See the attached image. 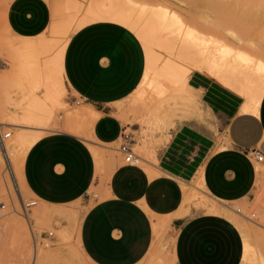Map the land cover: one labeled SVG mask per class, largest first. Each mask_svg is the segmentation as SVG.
Wrapping results in <instances>:
<instances>
[{"label":"crops","instance_id":"crops-1","mask_svg":"<svg viewBox=\"0 0 264 264\" xmlns=\"http://www.w3.org/2000/svg\"><path fill=\"white\" fill-rule=\"evenodd\" d=\"M6 20L20 35H37L52 20L51 3L10 0ZM133 32L120 22L98 19L71 35L64 56L65 78L98 113L94 138L55 130L38 139L23 162L25 186L45 207L40 210L52 214L58 212L46 207L82 200L92 187L103 192L79 227L89 264H139L154 246V222L161 219H170L169 225L179 222L176 264H240L243 235L233 221L209 212L172 216L181 209L188 184L201 182L207 194L222 203L243 200L255 190L257 161L248 150L257 147L264 152V94L250 109L242 94L193 70L187 84L204 118H190L173 128L157 149L155 162L146 168L108 154L112 159L105 178L98 172L91 146L113 151L112 143L125 137L126 124L115 115V104L137 90L146 68L144 46Z\"/></svg>","mask_w":264,"mask_h":264},{"label":"bare ground","instance_id":"bare-ground-1","mask_svg":"<svg viewBox=\"0 0 264 264\" xmlns=\"http://www.w3.org/2000/svg\"><path fill=\"white\" fill-rule=\"evenodd\" d=\"M49 1L52 20L43 32L23 36L11 28L8 35L15 40L12 55L15 69L11 77L0 81V123L18 130L12 139L9 138L7 147L9 154L16 149L24 151V155L19 156L23 159L18 161V176L22 179L23 187L22 167L25 156L30 147L50 129L56 112L64 106L63 99L70 88L64 72L68 41L76 30L91 21L110 19L120 22L140 38L146 53V68L143 80L135 92L140 100L150 96L148 94L156 98L155 106L149 109L150 116L155 117L154 123L181 112L186 113L195 107L196 98L187 84L193 70L204 71L242 94L250 102V109L256 108L264 94L263 59L249 53L244 49L246 47H239L235 41L223 42L192 28L180 14L165 4L150 0ZM22 10L27 12L26 8ZM97 116L98 113L90 107L69 111L63 128L80 135L84 125H93ZM33 127L38 130H25ZM147 147L143 144L140 148L146 150ZM92 150L98 161L100 150L97 147ZM5 160L0 153V163ZM197 183L202 185L201 182ZM24 188L27 189L26 186ZM193 197L197 198L196 195ZM205 209L213 214L224 213L235 225L241 227L242 230L240 227L238 229L243 235V259L253 263L251 246L244 235V225L232 214L236 213L235 209L230 207L228 210L215 204L205 206Z\"/></svg>","mask_w":264,"mask_h":264},{"label":"rangeland","instance_id":"rangeland-1","mask_svg":"<svg viewBox=\"0 0 264 264\" xmlns=\"http://www.w3.org/2000/svg\"><path fill=\"white\" fill-rule=\"evenodd\" d=\"M9 1L0 0L1 82L5 78L11 77L15 69L14 56H12L14 55L15 40L8 35L10 34L11 27L6 20V6ZM150 1L165 4L171 8L170 10L180 14L192 28L211 35L223 42L228 40L235 41L239 47H246L244 49L249 53L264 60V0ZM148 95L150 96L146 99L140 100L137 98L138 95L136 92H134L126 99L115 104V115L126 124L125 134L129 135L133 149L139 158L137 162L145 168L148 166V163L155 162L157 149L167 140L173 128L184 120L194 117L203 119L205 115L197 100L195 107L188 110V112H181L177 116L172 115L173 117H168L154 123L156 122L155 117L150 116L149 109H153L155 106L156 98L151 96V94ZM63 100L64 106L56 112L55 120L51 123L50 129L46 130L45 135L51 131L65 130L63 125L66 121L67 112L88 108L85 105V99L73 91L72 88L67 89ZM5 128L12 131L10 139L18 131L11 125H6ZM93 128L94 125L91 123L85 124L84 131L80 136L93 139ZM25 130L34 132L38 129L33 127L25 128ZM218 140L221 142V137H218ZM123 141L124 138H121L118 142L112 143L113 151L105 152L97 147V150H100L101 157L104 156L102 160H100L101 157H99L98 161L96 159L98 172L103 177L106 178L108 176L109 162L112 159L108 154L117 156L121 160L123 159V155L118 149ZM136 143H140L141 145L146 144L148 147L146 150H143ZM93 147L96 149V146ZM93 147L91 146V148ZM21 150L16 149L13 153L9 154L15 173L14 175L8 170L6 160L0 163V264H89L88 257L81 247L79 227L86 210L95 200L104 196L103 192L96 187H92L82 200L64 205V207L60 208H50L52 206L46 207L53 209V212L56 210L58 213L52 214L46 209L40 210L44 206L40 204V201L34 194L27 191L24 188L25 186L23 187L22 179L19 177L20 165L18 161L20 159L19 162H21L23 159L19 158V156L24 155V151L22 150L21 152ZM256 167L258 170V178L256 180V188L252 190L256 194L253 205L261 211L263 225L255 224L247 218H243L237 212L232 213L244 225V235L247 237L251 246V256L254 261L253 263H249L243 259L240 264L264 263V212H262V202L264 199V163L256 162ZM194 179L189 181L191 182ZM196 183L184 186L187 197H185L181 209L172 218L185 214L191 215L195 212H207L205 206L214 204L221 208H227L228 210H230V207L235 208L237 206L245 208L248 204V197L230 203L225 201L228 204L219 202L211 198L201 184ZM198 184L199 186H197ZM194 195L199 200L196 197L194 198ZM35 199L38 202L34 205L27 206L25 209L24 203ZM3 204H5L4 207ZM65 209L68 211L62 212ZM217 214L230 220L224 213ZM169 220L161 219L154 222L156 233L154 246L146 258L139 264H176L174 242L179 222L169 225L171 222ZM156 223L160 225L157 229L155 228ZM49 231H53V235H49Z\"/></svg>","mask_w":264,"mask_h":264},{"label":"built area","instance_id":"built-area-1","mask_svg":"<svg viewBox=\"0 0 264 264\" xmlns=\"http://www.w3.org/2000/svg\"><path fill=\"white\" fill-rule=\"evenodd\" d=\"M11 135H12V131L8 130L7 128H5V125L0 123V153H2L3 156L6 158L7 168L11 172V174L14 175L15 173L11 160L9 158L8 147H7V142L11 137ZM118 149L123 154L125 162L137 163V161L139 160L136 152L133 149L128 134H125L124 141L120 144ZM248 153L251 156H253L257 162L264 163V152L260 148L257 147L250 148L248 150ZM255 198H256L255 192H251L247 199L248 201L247 206L245 208H243L242 206H237L234 209L238 214H240L244 218H247L251 222L255 224L263 225V221L261 220L262 218L261 211L258 210V208L253 205ZM36 203H37L36 199L31 200L28 203H24V207L26 209L27 206H31ZM4 206L5 204H3V207ZM262 212H264V199L262 202ZM48 233L49 235H53V231H49Z\"/></svg>","mask_w":264,"mask_h":264}]
</instances>
